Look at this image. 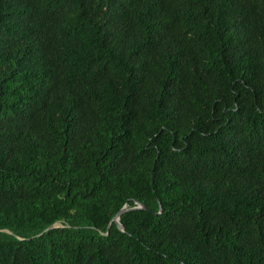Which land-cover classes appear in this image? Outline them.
Returning a JSON list of instances; mask_svg holds the SVG:
<instances>
[{
    "label": "trees",
    "instance_id": "16d2710c",
    "mask_svg": "<svg viewBox=\"0 0 264 264\" xmlns=\"http://www.w3.org/2000/svg\"><path fill=\"white\" fill-rule=\"evenodd\" d=\"M0 264H264V0H0Z\"/></svg>",
    "mask_w": 264,
    "mask_h": 264
},
{
    "label": "water",
    "instance_id": "95a60500",
    "mask_svg": "<svg viewBox=\"0 0 264 264\" xmlns=\"http://www.w3.org/2000/svg\"><path fill=\"white\" fill-rule=\"evenodd\" d=\"M138 208H144V209H148L149 210V208L146 205H144L143 203H141L139 201L137 202V205L136 206H130L129 204H126L118 213H116V215L113 217L112 221H115L116 224H117V226L122 231H124L125 230V227H124V225L121 222V215L124 212H126V211H129V210H132V209H138ZM61 226H63V224L54 223V224L50 225L46 230H50V229L57 228V227H61ZM110 226H111V224H110ZM108 233H109V231L107 232V234Z\"/></svg>",
    "mask_w": 264,
    "mask_h": 264
}]
</instances>
